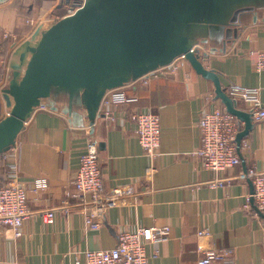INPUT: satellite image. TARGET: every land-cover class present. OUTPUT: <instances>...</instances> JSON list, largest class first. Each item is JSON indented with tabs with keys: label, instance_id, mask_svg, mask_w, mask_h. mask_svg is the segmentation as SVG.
<instances>
[{
	"label": "crops",
	"instance_id": "obj_1",
	"mask_svg": "<svg viewBox=\"0 0 264 264\" xmlns=\"http://www.w3.org/2000/svg\"><path fill=\"white\" fill-rule=\"evenodd\" d=\"M70 3L0 0L4 59L0 122L10 111L3 90L20 80L26 68V60L15 55L17 47L38 29L67 16ZM174 19L173 43L196 38L192 48L206 68L218 73L227 92L235 84L259 88L264 103V70L256 69L257 56L250 53L264 50V0H182ZM170 65L175 72L149 83L143 82L144 75L135 78L118 69L98 86L101 90L117 82L102 100L115 89L129 97L127 104L112 107L116 121L100 118L92 131L99 143L105 186L107 191L127 186L138 193L108 209L98 229L86 227L84 205L72 182L88 137L83 125L73 120L85 113L87 90L49 89L46 102L35 106L15 144L0 153V185L16 170L28 189L31 209L69 205L71 210L59 209L52 224L34 215L18 232L3 228L0 264H75L84 260L88 249L115 246L122 229L154 225H168L170 230L163 240L148 245L149 264H198L203 252L199 228L211 232L201 240L204 249L227 247L233 250L236 264H264V214L245 207L253 189L246 172L253 167L264 170V124L254 121L241 147V164L223 173L225 185L212 186L215 173L196 153L201 144L198 123L205 112L226 108L225 104L216 97L213 80L198 73L187 58L179 56L166 66ZM238 107L248 111L249 104L239 99ZM135 110L160 114L157 156L146 154L140 143L131 118ZM38 178L47 180V189L34 190Z\"/></svg>",
	"mask_w": 264,
	"mask_h": 264
},
{
	"label": "water",
	"instance_id": "obj_2",
	"mask_svg": "<svg viewBox=\"0 0 264 264\" xmlns=\"http://www.w3.org/2000/svg\"><path fill=\"white\" fill-rule=\"evenodd\" d=\"M181 2L86 0L74 14L45 30L38 29L20 43L15 55L26 60V68L20 80L3 90L10 111L0 122V153L15 144L26 120L51 87L86 88L85 113L73 121L83 125L86 115L93 125L107 88L117 82L101 90L98 86L114 72L122 69L138 78L184 56L198 73L213 80L216 97L244 123L236 140L241 156L242 141L254 126L252 114L239 108L238 100L222 87L218 73L203 65L200 54L192 48L196 38H185L177 44L171 41L175 12Z\"/></svg>",
	"mask_w": 264,
	"mask_h": 264
},
{
	"label": "built area",
	"instance_id": "obj_3",
	"mask_svg": "<svg viewBox=\"0 0 264 264\" xmlns=\"http://www.w3.org/2000/svg\"><path fill=\"white\" fill-rule=\"evenodd\" d=\"M85 1L71 0L66 10L67 16L74 14L84 6ZM8 37L9 35L5 34V38ZM250 53L257 56L256 69L263 71L264 50H251ZM3 63V40L0 39V88L4 86L1 73ZM172 66H162L146 73L142 77L143 82L149 83L153 78L175 72ZM228 93L237 100L241 99L247 102L249 104L248 111L252 114L253 121L264 124V103L260 99L259 88L235 84ZM128 100L126 91L112 90L102 100L93 125L86 115L83 118V127L88 134L87 143L80 156V166L72 182L84 205L85 225L88 229L100 228L108 209L125 204L128 197L138 196L133 188L127 186H117L111 191H107L102 175L99 143L92 134V127L98 124L100 118L116 121L112 107L125 105ZM42 102H46L45 97L41 99ZM131 118L135 122V132L146 154L157 156L161 146L160 114L151 110H135L132 112ZM198 126L201 144L196 153L202 159L204 167L215 173V179L212 180L211 185L223 186L228 181L223 173L240 165L242 161L236 141L237 135L242 129L241 121L226 108L216 107L201 116ZM244 144H246L245 140L242 141V146ZM245 176L250 178L253 183V191L247 196L245 207L252 209L256 215L264 214V170L253 167L246 172ZM9 177L7 183L0 185V231L5 227H10L14 232H18L24 222L34 215H40L46 223L52 224L55 222L59 209H63L66 213L71 210L69 205H65L63 208L31 209L28 204V189L19 179L17 171L12 170ZM48 186L49 183L46 179H35L34 190L36 192L45 190ZM169 230L168 225L138 226L133 230L122 229L117 236L115 246L105 249H88L84 252V260H77L75 264H149L148 245L163 240ZM210 235L211 232L208 228H199L197 231L199 247L203 251L198 264H236L231 248H203L201 240ZM155 254H158V250L155 251Z\"/></svg>",
	"mask_w": 264,
	"mask_h": 264
},
{
	"label": "trees",
	"instance_id": "obj_4",
	"mask_svg": "<svg viewBox=\"0 0 264 264\" xmlns=\"http://www.w3.org/2000/svg\"><path fill=\"white\" fill-rule=\"evenodd\" d=\"M1 185H3V184H1Z\"/></svg>",
	"mask_w": 264,
	"mask_h": 264
}]
</instances>
